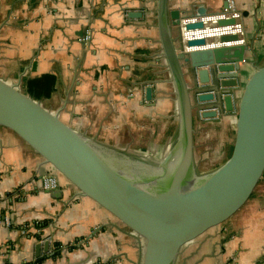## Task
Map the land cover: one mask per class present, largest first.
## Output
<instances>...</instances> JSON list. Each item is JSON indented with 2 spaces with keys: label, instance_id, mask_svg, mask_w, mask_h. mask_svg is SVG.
Returning a JSON list of instances; mask_svg holds the SVG:
<instances>
[{
  "label": "crops",
  "instance_id": "0c3cea01",
  "mask_svg": "<svg viewBox=\"0 0 264 264\" xmlns=\"http://www.w3.org/2000/svg\"><path fill=\"white\" fill-rule=\"evenodd\" d=\"M236 3L250 46L243 64L245 84L264 63V0ZM226 4L169 0L170 8L184 16H197L199 9L218 12ZM156 10L157 0H0V76L19 82L26 92L29 80L49 76L53 90L40 97L45 107L103 144H118L113 133L141 128L142 114L157 116L172 105L175 89ZM130 11L141 15L131 17ZM179 32L173 28L177 45ZM184 72L193 94L196 78L188 65ZM148 86L151 100L146 99ZM193 104L195 162L198 148L201 160L211 156L225 161L235 134V113L222 120L204 118L196 100ZM171 143L172 135L157 151L163 152L161 158ZM51 170L31 146L0 126V264L38 259L36 264H141L140 242L93 200L62 176L59 188L43 187V177ZM130 241L135 259L123 251L127 263L121 259V243ZM204 241L183 253L177 264L181 257L185 264L198 250L200 264L216 258L220 264H264V174L245 206ZM38 243L42 245L36 256ZM57 243L60 255L53 254Z\"/></svg>",
  "mask_w": 264,
  "mask_h": 264
},
{
  "label": "water",
  "instance_id": "95a60500",
  "mask_svg": "<svg viewBox=\"0 0 264 264\" xmlns=\"http://www.w3.org/2000/svg\"><path fill=\"white\" fill-rule=\"evenodd\" d=\"M156 11L178 116L176 136L158 162L122 155L69 125L40 98L22 90L19 82L2 76L0 126L17 134L80 195L93 200L142 243L141 264H177L184 252L202 243L245 206L264 174V63L242 84L248 44L186 50L180 24L192 16L171 9L169 0H157ZM204 14L199 9L196 15ZM140 15L129 12L131 17ZM202 26L198 21L186 28ZM174 27L180 28L179 45ZM237 38L236 34L225 35L221 40ZM205 43L204 38L191 39L187 46ZM185 65L196 78L193 94ZM146 99H152L151 86ZM194 100L204 118L222 120L229 112L235 113L228 158L204 174L197 172L194 156ZM41 245L37 244L36 256ZM43 246L48 251L50 240Z\"/></svg>",
  "mask_w": 264,
  "mask_h": 264
},
{
  "label": "rangeland",
  "instance_id": "374dc122",
  "mask_svg": "<svg viewBox=\"0 0 264 264\" xmlns=\"http://www.w3.org/2000/svg\"><path fill=\"white\" fill-rule=\"evenodd\" d=\"M175 97L176 96L173 92L172 93V103H171L172 105L163 109L162 114H157V116L153 115L151 117H149L148 115L142 114L141 119H140L141 124H139V125H142L141 128L140 126H137L134 129H131L129 131L122 128L121 132H118V133L115 132L116 134L113 133L114 134V135L112 134L113 141H116L118 144L108 145V146L110 148L116 149L122 155L123 154L128 155V156L133 157L134 159H141L148 163L158 162L161 159L163 152L162 151L157 152V151L162 149L161 147H163L168 137L172 135V142H173L176 136V131L178 128V116H177V106H176ZM231 148H232V144L230 145V149H229V152L226 158H228L231 152ZM200 150L201 149L198 148L197 158L198 157L199 158L196 163L198 173L200 174L207 173L215 169L217 166H219L220 164L224 162L223 161L224 158H222V160L221 159L215 160V159H212L211 156L209 159L201 160L200 159L201 155H199ZM129 235L130 237L132 236L131 234ZM130 244H131V241L125 242L124 244L121 243V259L122 257H124L123 259L125 260V262H127L126 261L127 258L123 256L122 254L123 251L125 252V255L128 256L130 259H135V256L133 255V252H132V246ZM140 244L143 248V244L142 243ZM71 246L75 247L74 243ZM198 246L199 245L194 246L190 250L194 251L198 248ZM185 253L186 252H184V254ZM197 253H199V250L193 253L192 255L193 257L191 256L190 260L188 258L185 264H200V261L198 260L199 254ZM212 257L216 258V255H212ZM181 262H182V257L178 264H181ZM212 264H220V262L216 258L213 260Z\"/></svg>",
  "mask_w": 264,
  "mask_h": 264
},
{
  "label": "built area",
  "instance_id": "2783aa9c",
  "mask_svg": "<svg viewBox=\"0 0 264 264\" xmlns=\"http://www.w3.org/2000/svg\"><path fill=\"white\" fill-rule=\"evenodd\" d=\"M234 20L232 23L220 24V20ZM203 23L202 27L187 29L186 25L190 22ZM181 41L186 45V50L192 48H217L221 46H231L244 44L245 26L242 19L241 10L237 7L236 0H227V5L220 11L207 13L202 16H192L181 20ZM238 35L236 40L222 41L221 37L225 35ZM206 39L204 45L198 47H189L187 42L191 39ZM59 174L55 170L47 173L42 180L43 187L47 190L57 189L60 186ZM8 222L9 219L6 218Z\"/></svg>",
  "mask_w": 264,
  "mask_h": 264
},
{
  "label": "trees",
  "instance_id": "16d2710c",
  "mask_svg": "<svg viewBox=\"0 0 264 264\" xmlns=\"http://www.w3.org/2000/svg\"><path fill=\"white\" fill-rule=\"evenodd\" d=\"M53 90V80L49 76H43L40 78H35L28 81V92L36 98H40L42 96L47 97L51 91ZM56 250L54 251L55 255L61 254V245L60 243L56 244ZM72 247V246H71ZM41 259H38L35 262L30 264H36Z\"/></svg>",
  "mask_w": 264,
  "mask_h": 264
}]
</instances>
